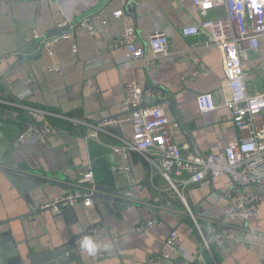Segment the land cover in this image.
Returning <instances> with one entry per match:
<instances>
[{"label":"crops","instance_id":"0c3cea01","mask_svg":"<svg viewBox=\"0 0 264 264\" xmlns=\"http://www.w3.org/2000/svg\"><path fill=\"white\" fill-rule=\"evenodd\" d=\"M136 1L134 15L126 10L125 0H0V158L34 177L0 172V221H7L0 232L11 233L20 257L9 258L14 259L11 264H31L29 251H49L52 256L42 258L44 264H58L55 250L60 249L66 264H161L157 256L171 229L180 237L187 263L196 261L192 257L200 239L193 220L182 213L174 193L145 157L130 153L129 174L114 169L118 158L109 146L131 136V122L113 124L110 133L101 131L97 139H86V123L119 115L124 86L130 81L159 89L160 99L172 97L185 126L173 129L171 136L178 145H188L185 152L221 153L239 136L231 118L221 51L205 45V35L181 34L182 27L220 13L200 12L193 0ZM118 10L134 26L138 45L146 46L152 32L162 31L169 53L130 64L119 59L123 49L111 46L123 32L122 19L111 16ZM34 33L55 38L51 52L44 47L31 54L16 50V35L30 41L37 39ZM62 34L68 37L59 38ZM243 68L248 92L264 91V37ZM202 101L209 106L206 111L200 108ZM162 105L175 122L167 104ZM25 107L48 111L46 120L56 132L46 136L30 130L21 136L35 123ZM88 170L92 177L82 178ZM132 180L138 184L132 185ZM91 188V198L74 207L17 218L29 211L23 195L40 208L67 193ZM111 189H126L131 203L103 200ZM232 191V181L222 175L188 185L184 196L197 221L205 225L221 218ZM150 220L153 224L140 232L138 228ZM91 227L97 232L88 237L108 245L101 247L107 256L99 261L80 246L65 250L71 239ZM202 254L205 264H264V198L259 214L244 224L239 239Z\"/></svg>","mask_w":264,"mask_h":264},{"label":"built area","instance_id":"2783aa9c","mask_svg":"<svg viewBox=\"0 0 264 264\" xmlns=\"http://www.w3.org/2000/svg\"><path fill=\"white\" fill-rule=\"evenodd\" d=\"M193 3L200 12L217 10L220 13L217 17L182 27L181 34L205 35V45L221 51L229 89L231 118L238 138L230 141L221 153L185 152L188 145H178L171 136L172 130L177 129L178 124L170 121L162 104L154 103L161 97L160 90L148 87L144 89L134 81L127 82L124 86L119 115L85 125L86 139H97L101 131L110 133L108 128L111 125L131 122V136L128 139L121 138L119 143L109 146L118 158L114 169L129 174L130 153H140L145 157L150 168L157 171L174 193L182 213L193 220L200 247L192 259L205 264L202 252L210 251L212 246L239 239L244 224L259 214L260 201L264 198V91L248 92L243 68L244 62L257 51L260 39L264 37V0H193ZM111 16L122 19L123 32L111 46L123 49L124 53L118 57L126 64L155 61L169 53L168 38L162 31L152 32L146 46L138 45L135 28L123 11H114ZM80 24L90 32L93 31L89 23L82 21ZM33 36L39 38L36 33ZM61 37L68 36L62 34L59 38ZM41 38V45L51 52L55 38ZM25 108L35 123L28 125L21 136L30 130L46 136L56 132L55 127L46 120L48 111L35 107ZM200 108L206 111L209 106L202 101ZM222 175L230 178L233 191L223 208L221 218L203 225L197 221L196 214L186 202L184 190L190 184H200L206 178ZM91 177L89 170L82 173L84 179ZM137 182L132 180L131 184L137 185ZM93 194L92 188L90 191L77 190L41 207L55 210L74 207L82 199L91 198ZM153 222L147 221L138 230L143 231ZM96 232L97 229L92 227L81 231L74 239V244H80L82 238ZM180 249V237L177 231L171 229L157 258L161 264H188V259L182 256ZM106 256V250H99L90 257L99 261Z\"/></svg>","mask_w":264,"mask_h":264},{"label":"water","instance_id":"95a60500","mask_svg":"<svg viewBox=\"0 0 264 264\" xmlns=\"http://www.w3.org/2000/svg\"><path fill=\"white\" fill-rule=\"evenodd\" d=\"M125 3H126V10L135 15L136 14L135 13V5H136L137 1L136 0H125ZM45 38H50V37H45ZM42 39L43 38H37V39H33V40L28 41V40L23 39V37H21L20 35H16V50H18V52H20L22 54H31V53L35 52L39 47L41 49L43 48V46L41 45ZM146 88H147V86L144 87V89H146ZM154 103L167 104L170 115L173 117L174 121L178 124V127L181 128V127L185 126V123L183 122V115L175 108L174 100L172 99V97H170L169 99H163V98L157 99L156 101H154ZM0 172L3 173L7 177H8V175H13L15 177H21V178L27 177V178H31L32 180L34 179V177H32L29 173L28 174L24 173L25 172L24 168H19L17 164L8 162L2 158H0ZM27 172H29V171H27ZM31 187H33V186H31ZM31 187H29V189H31ZM126 189H130V187H128ZM126 189L125 190L111 189L110 191H108L109 194L102 196V198H103V200H105L108 203L118 202V203L123 204V205H129L131 203L132 196L127 194ZM23 199L27 202L28 207H29V211H28V213L17 217L19 220H22V219L27 218V217H34L36 214H38L44 210L51 209V207L37 208L36 205L33 203V201L31 200V198L28 195H25V196L23 195ZM69 208H71V207H69ZM60 209H61V211L63 210V208H60ZM4 222H7V221H0V225H2V223H4ZM76 237H74V239ZM74 239H71V241L67 245H65L66 251L73 252L75 250V248L77 249L80 246V244H78V245L74 244ZM14 246L15 245L12 243L11 233L9 231L0 232V264H11L14 261V259H9V258H11V257L13 258V256H16V258H20L18 255V251H17V249H15ZM61 250H63V249L55 250V254H56V257L58 259L57 263L58 264H66V260H62L59 257V252ZM27 256H28V259L30 260L31 264H44V262L42 261V258L48 259L52 256V253L49 251H43L41 253L32 254L31 251H29V254ZM20 264H22V263H20ZM189 264H197V263H196V261H193Z\"/></svg>","mask_w":264,"mask_h":264},{"label":"clouds","instance_id":"9594fccd","mask_svg":"<svg viewBox=\"0 0 264 264\" xmlns=\"http://www.w3.org/2000/svg\"><path fill=\"white\" fill-rule=\"evenodd\" d=\"M80 247L83 251L87 252L88 255H95L101 247H108V245L101 246L98 242H96L91 237H84L80 241Z\"/></svg>","mask_w":264,"mask_h":264}]
</instances>
